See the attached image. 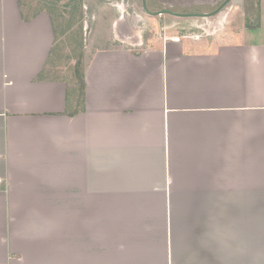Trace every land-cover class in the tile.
<instances>
[{
	"label": "crops",
	"instance_id": "crops-1",
	"mask_svg": "<svg viewBox=\"0 0 264 264\" xmlns=\"http://www.w3.org/2000/svg\"><path fill=\"white\" fill-rule=\"evenodd\" d=\"M40 1L0 0V264H264V0L200 38L135 10L146 38L125 0ZM51 7L103 46L53 57Z\"/></svg>",
	"mask_w": 264,
	"mask_h": 264
},
{
	"label": "rangeland",
	"instance_id": "rangeland-1",
	"mask_svg": "<svg viewBox=\"0 0 264 264\" xmlns=\"http://www.w3.org/2000/svg\"><path fill=\"white\" fill-rule=\"evenodd\" d=\"M22 1H24V0H22ZM25 1H27L28 3H34V4L37 3V5L39 7L41 6V3H42V1L39 2V0H25ZM125 1H126V6L128 7V11L130 12L128 14L129 15V18H128L129 21L132 22L133 25H135L137 30L141 29V30L145 31L144 34H145L146 38L151 37L152 31L156 32L155 30H156V27H158V22L157 21L153 22L152 18L149 16H145V15L135 16V10H138L139 12H143V13L145 12V10L143 9V6H142V0H125ZM166 1H167V6H168L167 8L175 9L178 12H198L200 10H204V11L209 12V11L214 10L215 7L220 2H222L223 0H166ZM257 1L258 0H247V4H245L246 8L249 9L253 13L252 14L253 18L256 16V15H254V11L256 10L255 7H256ZM235 2H237L236 4L243 5L244 0H235ZM46 3L48 4L47 1H46ZM59 4H63V2L59 3ZM64 5H67V4H64ZM93 5H94V3H93ZM62 7L64 8V6H62ZM148 7L152 8L150 4H148ZM51 8H52V11L54 13L53 16H54V20H55V25L57 27L58 40H59L57 45H56V49H55L56 52H54L53 57L58 55L61 58L62 57L61 55L63 53L66 55V57L67 56L72 57L73 52H75L76 48H78L79 46H81L82 50H84L87 54H89L90 50H93L97 45L99 47L103 46V44L105 43L104 40L103 41H97L96 42L97 45H95L96 44L94 42L95 39H93L92 36L90 38H87L85 36V39H84V37H81V35L78 34L79 29L78 30L76 29V26H75L76 24H74L75 20L73 17L71 18V20H69V19L65 20L64 17L60 14V11H58L54 7H51ZM63 8H62V10L64 11ZM241 13H243V12L239 11L238 14H235L234 15L235 18L233 17V19L239 20L238 22L245 24V22L243 21V19L245 17H243V15ZM130 14H132V16H130ZM140 15H142V14H140ZM145 17L147 19H145ZM182 19L183 18H181V21H182ZM189 19L195 20V18H193V17L189 18ZM214 21H215L214 17L208 18L206 20H203L201 18L198 19V22L201 23V26L206 29L207 34H210V32L215 31V25L213 23ZM132 24H130V25L132 28H134ZM229 25L230 24H228L227 26H229ZM251 25L254 26L255 24L252 23ZM126 26H127V34H130L131 27H129L128 23ZM249 26L250 25H247V27H249ZM65 27L66 28L72 27V30L68 31L67 36L64 35V31H65L64 28ZM198 29L200 32H202V29H200V27H198ZM143 31H141V33ZM167 32H175V30L167 31ZM227 33L230 34V37H232L233 35H235L236 32L233 30H228ZM250 33L251 34H247V35L248 36L250 35L249 37H253L256 40L260 39V37H261L259 33L253 32L252 28H251ZM197 34H200V33H197ZM64 37L67 38L68 42H66ZM236 37L238 39H240L241 36L239 34H237ZM77 43L79 45H77Z\"/></svg>",
	"mask_w": 264,
	"mask_h": 264
},
{
	"label": "water",
	"instance_id": "water-1",
	"mask_svg": "<svg viewBox=\"0 0 264 264\" xmlns=\"http://www.w3.org/2000/svg\"><path fill=\"white\" fill-rule=\"evenodd\" d=\"M231 3H237V2H235V0H225L218 8L209 12H178L170 8H163L158 11H152L148 7L147 0H142L143 9L150 15L159 16L162 14H172L180 18L195 17V18H201L203 20L219 14L225 7H227Z\"/></svg>",
	"mask_w": 264,
	"mask_h": 264
},
{
	"label": "built area",
	"instance_id": "built-area-1",
	"mask_svg": "<svg viewBox=\"0 0 264 264\" xmlns=\"http://www.w3.org/2000/svg\"><path fill=\"white\" fill-rule=\"evenodd\" d=\"M200 29H202V33H200V34H195V35H188V36H192V37L200 38L201 36L207 34V31H206L205 28L202 27V28H200ZM205 31H206V32H205ZM173 38H174L175 41H180V39L182 38V36H180V35H176V36H174ZM2 182H3V179H0V190H1V184H2Z\"/></svg>",
	"mask_w": 264,
	"mask_h": 264
},
{
	"label": "flooded vegetation",
	"instance_id": "flooded-vegetation-1",
	"mask_svg": "<svg viewBox=\"0 0 264 264\" xmlns=\"http://www.w3.org/2000/svg\"><path fill=\"white\" fill-rule=\"evenodd\" d=\"M224 1H225V0H223L222 2H220V3L215 7V9L218 8V7H219ZM147 2H148V0H147ZM244 2H245L244 5L247 4V0H244ZM147 4H148V3H147ZM238 5H239V4H238ZM225 8H226V7H225ZM215 9H214V10H215ZM200 12H207V11H200ZM207 19H208V18H207ZM205 20H206V19H205Z\"/></svg>",
	"mask_w": 264,
	"mask_h": 264
},
{
	"label": "trees",
	"instance_id": "trees-1",
	"mask_svg": "<svg viewBox=\"0 0 264 264\" xmlns=\"http://www.w3.org/2000/svg\"><path fill=\"white\" fill-rule=\"evenodd\" d=\"M82 83H83V80H82ZM83 86H84V83H83Z\"/></svg>",
	"mask_w": 264,
	"mask_h": 264
}]
</instances>
